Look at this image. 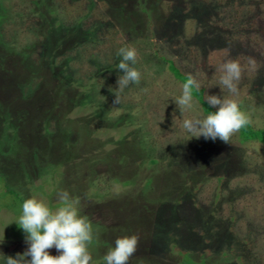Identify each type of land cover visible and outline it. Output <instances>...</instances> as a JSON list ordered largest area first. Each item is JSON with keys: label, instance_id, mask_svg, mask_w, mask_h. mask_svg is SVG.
<instances>
[{"label": "rangeland", "instance_id": "obj_1", "mask_svg": "<svg viewBox=\"0 0 264 264\" xmlns=\"http://www.w3.org/2000/svg\"><path fill=\"white\" fill-rule=\"evenodd\" d=\"M125 46L141 79L114 105ZM161 55L219 96L230 94L216 69L238 59L234 98L264 129V0H0V174L23 202L55 211L61 191L78 200L90 264L126 235L139 238L128 264H183L179 250L194 264H264V145L239 132L191 137L183 120L205 114L194 100L181 115L182 83ZM5 193L0 184V264L29 247L23 202Z\"/></svg>", "mask_w": 264, "mask_h": 264}, {"label": "clouds", "instance_id": "obj_2", "mask_svg": "<svg viewBox=\"0 0 264 264\" xmlns=\"http://www.w3.org/2000/svg\"><path fill=\"white\" fill-rule=\"evenodd\" d=\"M121 57L118 69L122 73L117 80L118 87L112 91L115 95L114 105L121 103V93L130 83L139 84L140 71L135 67L137 50L132 46L120 47L117 53ZM249 64L255 66V60L249 58ZM222 92L230 95H206L205 102L216 111L206 116L195 115L185 118L182 128L199 139L216 140L219 138L229 143L231 137L251 121L247 113L241 109L234 97L239 95L238 82L242 76V65L238 59H228L216 69ZM200 84L195 76L189 74L182 84V94L175 99L181 115L194 108L193 91H198ZM59 207L53 211L43 199L35 196L24 200L22 215L18 225L26 233L29 245L24 253L15 257L6 256L5 264H90L92 256L88 246L93 242V226L86 216L78 210L79 201L70 197L67 191L58 194ZM138 236L118 237L115 246L104 256L106 264H128L137 250ZM55 247L59 255H51L49 249ZM30 257V259H28Z\"/></svg>", "mask_w": 264, "mask_h": 264}, {"label": "trees", "instance_id": "obj_3", "mask_svg": "<svg viewBox=\"0 0 264 264\" xmlns=\"http://www.w3.org/2000/svg\"><path fill=\"white\" fill-rule=\"evenodd\" d=\"M184 2V1H183ZM189 16L191 17L192 15L189 14ZM190 19V18H189ZM189 19H186L187 21ZM39 20H43V19H39ZM191 20V19H190ZM81 22V21H80ZM79 22V23H80ZM56 26H59V27H62L63 26V21L60 20V21H56ZM64 29V28H62ZM65 32H67L68 30L64 29ZM66 34V33H65ZM185 46V45H184ZM183 48V47H182ZM160 59L164 62V63H167L168 64V68H169V71L171 72V74L174 76V78L181 82L182 84L185 82L186 78L188 75L184 74L181 69L176 65L175 63V60L172 59V58H168L167 56L165 55H161L160 56ZM67 78V77H66ZM206 90L205 88H200L198 91L194 90L193 91V96H194V100H196V102L200 105L201 107V110L203 111V113L206 115H208L211 111H216L217 109L216 108H213L211 107L210 105H208L206 102H205V96H206ZM239 136L240 138L242 139V141H258L260 143H262L264 145V129H254L251 125V123H249L248 125H246L245 127H243L240 131H239ZM150 163L152 165H156L158 162L157 159H153L150 161ZM54 168V169H53ZM58 167H50V168H47L45 171L48 172V173H51V176L52 180H56L59 178H62V175L59 177V176H56L54 177L56 174H59L57 173L55 170L57 169ZM53 169V170H52ZM94 170H92L91 173H93ZM96 173V171H95ZM97 174V173H96ZM96 174H92V175H95ZM56 178V179H54ZM0 184L2 186V189L5 190V194H12V195H15L16 197H18L19 199V202L22 201L21 200V196L19 195V193L15 190H12L10 188V186L7 184V177L3 174H0ZM88 180V179H87ZM90 180V179H89ZM65 181V180H64ZM92 181V180H91ZM117 181V179H116ZM66 183V182H65ZM68 183V182H67ZM151 182L148 181V184L146 185L145 189H144V192L146 191H149L148 192V195H152V197L154 196V194L152 193V191L150 190L151 189ZM41 188V187H40ZM152 193V194H151ZM183 195V191H181L180 189L178 190V192L176 191L175 194L173 195V197L175 198V200L177 201V203H179V205H181V197ZM153 201V200H152ZM160 201V200H159ZM23 202V201H22ZM21 202V203H22ZM23 204V203H22ZM8 207V206H7ZM5 208V209H8V208ZM9 210V209H8ZM180 210H186L185 208H183V206H181ZM21 212V211H20ZM173 239H176V237L174 236L173 233H171L170 235V240H173ZM177 240V239H176ZM177 250H178V246L175 244L174 246ZM183 251H186V250H183ZM182 250H179V253L184 257V261H183V264H194L193 260L190 259V257L188 256V252H184L183 253Z\"/></svg>", "mask_w": 264, "mask_h": 264}]
</instances>
